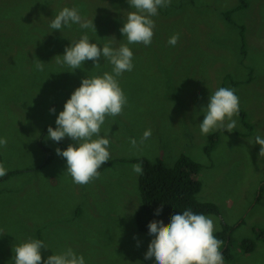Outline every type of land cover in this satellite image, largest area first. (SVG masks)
<instances>
[{"label": "rangeland", "instance_id": "374dc122", "mask_svg": "<svg viewBox=\"0 0 264 264\" xmlns=\"http://www.w3.org/2000/svg\"><path fill=\"white\" fill-rule=\"evenodd\" d=\"M240 1L171 0L158 10L151 45H128L145 57H133L139 66L118 78L127 105L101 127L115 163L78 185L56 154L74 142H54L47 129L56 127L82 79L111 73L113 66L103 57L98 67L86 61L76 70L57 63L82 35L100 47L106 43L79 24L60 30L50 24L63 8L75 7L98 34L110 25L121 28L136 10L127 0H0V138L7 139L0 163L8 169L0 177V264H14L15 247L29 238L44 241L42 259L70 247L86 264H156L154 257L144 259L154 237L136 224L142 200L132 165L147 159L173 167L182 157L202 167L197 200L216 206L217 213L205 215L214 220V235L225 226L233 231L236 260L224 264H264V157L255 144L257 134L264 138V0H247L246 9L235 11ZM176 33L173 47L168 40ZM114 41L118 48L127 38ZM220 87L235 89L246 115L233 117L231 133L204 136L203 108ZM148 129L151 137L140 144ZM244 239L253 246L249 254L240 245Z\"/></svg>", "mask_w": 264, "mask_h": 264}, {"label": "clouds", "instance_id": "9594fccd", "mask_svg": "<svg viewBox=\"0 0 264 264\" xmlns=\"http://www.w3.org/2000/svg\"><path fill=\"white\" fill-rule=\"evenodd\" d=\"M130 8L127 21L123 23L120 32L127 38L118 48L111 44L103 47L92 43L88 35L71 43L64 50V55L56 56L57 63L68 65L76 70L86 61H92L94 67L100 65V59L106 58L113 66L112 72L102 76L82 79L81 84L66 101L63 111L55 120L56 127H48V137L54 142H61L66 137L74 143L66 150L56 149V154L66 160L67 174L75 184L86 185L100 177L98 171L110 160V140L101 136V127L108 116L121 115L127 105V96L120 87L119 77L124 72L134 68L133 51L128 45L142 43L149 46L152 43L155 21L152 17L158 15V10L168 7L171 0H127ZM79 24L82 29L96 32L93 20H86L75 7L63 8L51 21L50 27L60 30ZM180 34H173L168 44L175 46ZM112 39H115L112 37ZM62 57V60L60 59ZM45 63L37 60L36 69L44 70ZM205 115L200 123V132L207 136L215 130L232 132L237 126L236 119L240 112V99L235 89L220 87L209 95L208 103L203 108ZM50 114L56 109L51 108ZM152 135L151 129L146 130L140 139L143 144ZM95 137V139L93 138ZM133 148L137 140L130 138ZM255 144L260 146L259 156L264 157V138L257 134ZM7 139L0 138V147H6ZM133 171L143 174V164L132 165ZM8 169L0 163V177L7 174ZM163 204L156 210L159 215ZM148 234L154 238L148 245L144 259L155 258L156 264H224V256L220 251L223 241L214 235V220L210 216L194 213L191 209L171 216L170 223L154 220L148 224ZM139 246V245H137ZM47 250L43 240L29 238L15 247L14 264H86L83 255H77L72 248H67L58 254H52L42 259L41 250Z\"/></svg>", "mask_w": 264, "mask_h": 264}, {"label": "trees", "instance_id": "16d2710c", "mask_svg": "<svg viewBox=\"0 0 264 264\" xmlns=\"http://www.w3.org/2000/svg\"><path fill=\"white\" fill-rule=\"evenodd\" d=\"M241 5L238 6L235 11L246 9L247 0H241ZM169 8V7H168ZM231 13H226L231 18ZM195 19V18H185ZM97 23H101L98 21ZM85 33V32H83ZM92 33V39H101L106 44H111L112 47H116V43L112 37H120L122 34L120 28L115 25H110L108 28L100 30L99 33ZM107 34V35H106ZM90 36V35H89ZM137 49V47H136ZM139 49H144L140 47ZM133 57L136 61L144 58V54H140L133 49ZM161 64L164 61H160ZM134 67L139 66L138 63H133ZM246 113L240 108L239 116L244 117ZM210 141H213L214 135L210 137ZM66 146L62 145V150H66ZM51 159V155L48 154L46 163ZM65 160V159H64ZM66 161V160H65ZM143 164V174L139 176V186L141 193L142 206L137 213V227L142 232H149L148 224L154 220H162L165 224L170 223L171 216L175 213L181 214L185 210L191 209L197 214H213L217 213L215 205L200 203L197 200L198 194L201 192L202 185L198 181V175L201 172V165L193 162L192 160L182 157L173 167H166L161 162L151 163L147 159L135 160ZM114 161H108L105 165H102L98 170L100 173L114 165ZM163 204V209L159 215H156V210ZM228 226H225L222 232L215 234L216 238L223 241L220 251L223 247H226L224 251H221L224 256V261H235L232 245V234ZM243 242V243H242ZM242 243V244H241ZM246 254L252 251L251 241L244 239L240 242Z\"/></svg>", "mask_w": 264, "mask_h": 264}]
</instances>
